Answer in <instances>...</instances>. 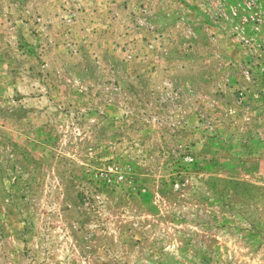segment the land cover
I'll list each match as a JSON object with an SVG mask.
<instances>
[{
    "label": "rangeland",
    "instance_id": "obj_1",
    "mask_svg": "<svg viewBox=\"0 0 264 264\" xmlns=\"http://www.w3.org/2000/svg\"><path fill=\"white\" fill-rule=\"evenodd\" d=\"M0 264H264V0H0Z\"/></svg>",
    "mask_w": 264,
    "mask_h": 264
}]
</instances>
